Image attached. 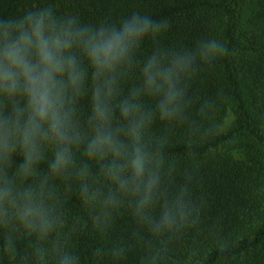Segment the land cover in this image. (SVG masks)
Here are the masks:
<instances>
[{
    "label": "clouds",
    "instance_id": "obj_1",
    "mask_svg": "<svg viewBox=\"0 0 264 264\" xmlns=\"http://www.w3.org/2000/svg\"><path fill=\"white\" fill-rule=\"evenodd\" d=\"M170 27L136 9L87 22L52 0L0 15V231L7 250L23 233L51 241L35 249L42 264L49 256L52 264H79L58 242L63 201L53 179L76 178L100 231L120 208L156 235L189 223L196 211L191 177L174 183L167 137L153 127H184L193 137L223 132L227 123L215 118L213 100L190 118L189 90L198 70L230 52L212 35L166 45Z\"/></svg>",
    "mask_w": 264,
    "mask_h": 264
},
{
    "label": "trees",
    "instance_id": "obj_2",
    "mask_svg": "<svg viewBox=\"0 0 264 264\" xmlns=\"http://www.w3.org/2000/svg\"><path fill=\"white\" fill-rule=\"evenodd\" d=\"M31 2L0 0V15ZM52 2L87 22L144 11L170 21L166 45L191 46L212 35L230 52L212 68L198 70L189 90L190 118L197 119L201 102L213 100L215 118L227 123L223 132L193 137L184 127H153L154 135L167 137L165 150L176 163L174 183L185 182V173L191 177L196 211L189 223L156 235L120 208L100 231L82 203L76 178L53 179L63 201L58 242L79 257V264H264V0ZM50 244L19 233L9 251L0 231V264H42L35 249ZM113 248H122L123 255L113 257ZM47 264H52L51 256Z\"/></svg>",
    "mask_w": 264,
    "mask_h": 264
}]
</instances>
